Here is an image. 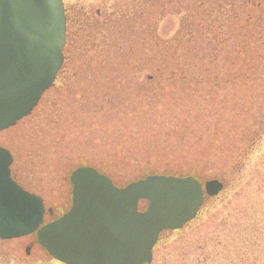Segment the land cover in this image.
<instances>
[{"label":"rangeland","instance_id":"rangeland-1","mask_svg":"<svg viewBox=\"0 0 264 264\" xmlns=\"http://www.w3.org/2000/svg\"><path fill=\"white\" fill-rule=\"evenodd\" d=\"M62 1L71 23L64 64L31 112L0 131V145L14 156V176L43 198L45 221L68 209L69 174L77 166L126 163L113 173L118 185L140 175L142 165L187 170L201 181L217 178L223 188L206 196L197 217L183 228L160 235L151 263L264 264V46L260 69L248 79L245 94H239L247 99L242 109L225 102L238 94L230 92L232 85L218 82L212 63L208 72L200 68V81L176 88L165 110L147 111L143 105V121L127 126L119 116L139 100L136 89L147 82L152 72L147 67L157 64L147 51L158 54L184 13L170 3L164 9L169 0H159L155 11L145 9L148 0ZM232 2L224 8L226 14L235 12L232 23L221 25L219 13H213L207 31L214 26L226 31L236 19L237 25L236 12L247 7L246 0ZM130 16H138V22L123 21ZM143 33L154 39L155 48L141 41ZM231 41L218 46V57ZM206 51L201 63L214 62L211 49ZM113 63L118 66L114 73L109 69ZM214 70L217 76H209ZM19 242L21 249L8 248L12 242L0 245V264H56L36 247L24 259L27 241Z\"/></svg>","mask_w":264,"mask_h":264},{"label":"water","instance_id":"water-1","mask_svg":"<svg viewBox=\"0 0 264 264\" xmlns=\"http://www.w3.org/2000/svg\"><path fill=\"white\" fill-rule=\"evenodd\" d=\"M65 24L61 0H0V131L29 114L51 86L63 62ZM12 160L0 146V238L35 232L37 243L66 264H151L159 233L182 228L204 194L223 188L216 178L202 184L191 175L163 174L116 186L79 166L69 174L70 207L43 223V201L14 181ZM141 200L146 204L138 210Z\"/></svg>","mask_w":264,"mask_h":264},{"label":"trees","instance_id":"trees-1","mask_svg":"<svg viewBox=\"0 0 264 264\" xmlns=\"http://www.w3.org/2000/svg\"><path fill=\"white\" fill-rule=\"evenodd\" d=\"M169 3L174 5L178 12L184 14L181 17L176 33L164 43L163 47L158 48V54H156V52L153 53L152 48L150 51H147V54H149L150 57L157 59V62L155 61L157 64L153 63L151 68L147 67L148 70H151L152 72L149 76H146L147 82L145 84L143 83L142 86L136 89L139 94V100L136 101L135 99L130 105H128L130 106L129 113L124 115L121 114L122 116H119L120 120L118 121L127 124V126H135L143 121L145 108L147 111L151 108L165 110L173 101L171 96L176 88H186V86L183 85H186L190 80L196 83L200 81L203 76L201 75V71H199L200 68L203 69L205 67L208 72L207 65L212 63L215 64V69L218 70L219 76L221 77V80L218 82L221 84L226 82L227 85H232L230 92L234 95L236 92L238 94L233 96L236 97L235 99L230 101L225 99V102H228V105L231 106L230 109L238 107L239 109H242L245 107L247 99H243L239 94L240 92H245L248 86V79L256 75L261 67L262 55H260V52L262 51L261 48L264 46V0H246L245 4L247 7H244L243 11L236 12V18H238L237 25L236 19L233 22L234 27L231 26L224 31L222 29L216 30V26H214L211 28L210 32L207 31L209 24L208 18L213 13H219V18L222 22L221 25H230L233 19H235V16H233V13H235L234 11L231 12L230 10L228 14L224 11V8H230L234 3L232 0H169V2L164 4V9L167 7L166 4L168 5ZM158 4L159 0H148L145 9H152L155 11L158 8ZM146 13L148 14L149 11ZM139 14L140 13H137L136 15ZM119 18L121 19V17ZM125 19L129 25L132 22H138V16H130V18L124 17L123 21ZM68 24L71 25L70 21ZM68 28L69 26H67V31ZM121 28H123L122 25ZM153 29L154 27L151 25L149 31L152 32ZM68 37V33L66 32V41L68 40ZM229 39L232 41L228 44L227 50L218 57V54L220 53L217 54L218 46L224 47ZM141 41L149 45L153 44L154 48L156 46V43L153 42L154 39L145 36L144 33ZM205 48L211 49L210 54L215 56L213 58L215 60L214 62L201 63L202 60H205L207 52ZM179 63H181V65H179ZM179 66L180 68L182 67V69L186 68L187 71L181 72L182 70L178 68ZM107 67L108 65L104 66V69ZM117 67L118 66L113 63L110 65L109 69L114 73L116 72ZM197 68L198 70H196ZM216 70H214V72L210 71L208 73L209 76L216 77ZM176 72L178 75L175 74ZM223 78L224 80H222ZM152 82L154 85H150ZM209 102L212 103V100ZM85 103L87 104L85 100H82L80 104L81 107ZM249 112L246 113L249 115ZM138 115L142 116L139 117ZM229 126L230 125H224L225 128H229ZM94 163L95 162L92 161L87 165L94 166L99 171L107 174L115 184L116 182L113 178V173L121 172L122 169L119 166L126 164L121 163V165H119L118 163L116 165L112 160L102 162L97 166L93 165ZM137 163V161H133V164ZM185 171L181 172L169 168L163 169L161 166L154 168V166H151L150 164L145 166L142 165L140 166V175L133 178V180L150 173L166 175L194 174L191 171H188L189 173ZM126 182H128V180L124 181L122 184H125Z\"/></svg>","mask_w":264,"mask_h":264},{"label":"flooded vegetation","instance_id":"flooded-vegetation-1","mask_svg":"<svg viewBox=\"0 0 264 264\" xmlns=\"http://www.w3.org/2000/svg\"><path fill=\"white\" fill-rule=\"evenodd\" d=\"M14 175V174H13ZM15 180L20 184L22 185V187L29 191V192H32L26 185L22 184L21 182H19L17 180V178L14 176ZM23 239H26V243L24 244V247H23V251H24V259H27V255L30 254V249L33 248V247H36L43 255H45L50 262H53V263H59V264H64L56 259H54L52 256H50L42 247H40L37 243H36V239H35V234H29V235H25V236H22V237H17V238H11V239H0V245H2L3 243H9V242H12V244H8V248L12 249V248H17V249H21V240Z\"/></svg>","mask_w":264,"mask_h":264}]
</instances>
